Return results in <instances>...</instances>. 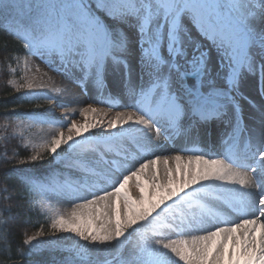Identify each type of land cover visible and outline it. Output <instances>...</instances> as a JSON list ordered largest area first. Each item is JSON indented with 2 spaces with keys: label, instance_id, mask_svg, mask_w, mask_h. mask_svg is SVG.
Here are the masks:
<instances>
[{
  "label": "snow or ice",
  "instance_id": "snow-or-ice-1",
  "mask_svg": "<svg viewBox=\"0 0 264 264\" xmlns=\"http://www.w3.org/2000/svg\"><path fill=\"white\" fill-rule=\"evenodd\" d=\"M0 18L7 84L49 105L0 121V264H264V0H0ZM31 57L125 111L70 119L82 101ZM176 137L219 152L157 154Z\"/></svg>",
  "mask_w": 264,
  "mask_h": 264
},
{
  "label": "rangeland",
  "instance_id": "rangeland-1",
  "mask_svg": "<svg viewBox=\"0 0 264 264\" xmlns=\"http://www.w3.org/2000/svg\"><path fill=\"white\" fill-rule=\"evenodd\" d=\"M214 51L215 50L213 49V52ZM30 62H31V66H32L31 72H36V66H38L39 72L36 73L37 76H42L46 82L51 83L52 88L58 87V88L67 90V91H63V92L54 93L55 95L69 97V96L75 94L76 96L79 97V100L82 101L81 103H70V104H67L65 106L68 109H76L77 110V114L71 116L70 119H74L78 123H85V122L96 123L99 120H103V121L107 122V120L114 118L115 114L117 112L125 111V109L121 108V107H111L109 103H98L97 102L98 99H107V97H99L97 95L95 89L91 88V87H90L89 91H83L82 88H80V87L76 86L75 84L69 82L62 74H58V73L51 71L39 58L31 57ZM1 70H2V68H0V72H1ZM20 73H21L20 75L24 74L23 68H21ZM49 77H51L50 81H49ZM52 88H49L48 91H51ZM87 104H92L93 107L98 109V111L95 113L89 112L86 115L81 116L79 114L78 110L83 108V107H86ZM64 111H65V108L57 105V109H56V115L57 116H60ZM44 128H47V125H45ZM90 131L97 132V131H99V129H91ZM28 134H30L34 137H39L40 135H43V133H41L38 129H35V128L30 130V133H28ZM185 144H186V141L183 140V142H182V140H180V145H185ZM169 153L170 152L167 149H164V153L160 154V152H158V155L164 156V155H168ZM176 154L177 153L175 152L172 155L174 156ZM179 154L184 157V160L182 161V163L186 164L188 156H186L182 153H179ZM169 156H171V155H169ZM149 158H152V157H149ZM206 158L211 159L209 157H206ZM169 164L172 167H175L176 162L174 160H170ZM157 168L159 169L160 174L162 175L164 172L163 164L157 165ZM141 179L145 183L146 193L153 191V189H151V182L148 181L147 177H142ZM130 184H134V181L130 182ZM53 203L55 204V206L57 208H60L62 210L71 207V205L67 204V203L61 204V203H57L55 201H53ZM61 235L62 236H70L71 234L62 233Z\"/></svg>",
  "mask_w": 264,
  "mask_h": 264
},
{
  "label": "trees",
  "instance_id": "trees-1",
  "mask_svg": "<svg viewBox=\"0 0 264 264\" xmlns=\"http://www.w3.org/2000/svg\"><path fill=\"white\" fill-rule=\"evenodd\" d=\"M6 22L3 21L2 18H0V25H4ZM8 40V42L12 46H16V42L13 40L11 36H5L3 27H0V61H2V49L5 40ZM0 72V121H3L5 119H13L15 118V113L12 112L13 109H16L18 112H32V111H38L42 112L44 109H47L49 105L44 100L39 101H32V102H26L19 99L20 94L15 92L13 87L11 85L7 84V80L11 78L7 72V66L4 65ZM24 91V90H22ZM36 105H40L39 108L36 107ZM57 106L55 107L54 111L56 113ZM29 152L31 149L28 150ZM21 155H25L23 149H20ZM41 167H45V165H40ZM16 167H24L23 165H19ZM8 183H15L14 180L8 181ZM33 219H37L34 217ZM40 223L47 224L46 221L43 219H40ZM40 224H37V227H39ZM31 231V230H30ZM17 240L20 239L19 236L16 237ZM47 258L51 259L50 254H46ZM2 259V257H0Z\"/></svg>",
  "mask_w": 264,
  "mask_h": 264
},
{
  "label": "bare ground",
  "instance_id": "bare-ground-1",
  "mask_svg": "<svg viewBox=\"0 0 264 264\" xmlns=\"http://www.w3.org/2000/svg\"><path fill=\"white\" fill-rule=\"evenodd\" d=\"M178 140L180 139L179 137L177 138ZM180 141V140H179ZM182 142H183V140H182Z\"/></svg>",
  "mask_w": 264,
  "mask_h": 264
}]
</instances>
